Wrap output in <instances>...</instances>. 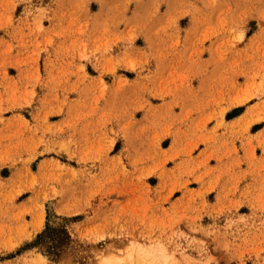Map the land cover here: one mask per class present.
<instances>
[{
  "label": "rangeland",
  "instance_id": "1",
  "mask_svg": "<svg viewBox=\"0 0 264 264\" xmlns=\"http://www.w3.org/2000/svg\"><path fill=\"white\" fill-rule=\"evenodd\" d=\"M109 254L264 264V0H0V264Z\"/></svg>",
  "mask_w": 264,
  "mask_h": 264
},
{
  "label": "bare ground",
  "instance_id": "2",
  "mask_svg": "<svg viewBox=\"0 0 264 264\" xmlns=\"http://www.w3.org/2000/svg\"><path fill=\"white\" fill-rule=\"evenodd\" d=\"M40 218H42V215L40 216ZM36 220H38V219H36ZM41 226H42V220L41 219L34 223V227L36 230L40 229ZM136 254H138V253H136ZM114 257L115 256H113V254L112 255L109 254V256L108 255L102 256V257H100L99 263L100 264H110L112 261L114 262V260L118 259V258L116 259V257L115 258Z\"/></svg>",
  "mask_w": 264,
  "mask_h": 264
},
{
  "label": "trees",
  "instance_id": "3",
  "mask_svg": "<svg viewBox=\"0 0 264 264\" xmlns=\"http://www.w3.org/2000/svg\"><path fill=\"white\" fill-rule=\"evenodd\" d=\"M64 231V230H63Z\"/></svg>",
  "mask_w": 264,
  "mask_h": 264
}]
</instances>
